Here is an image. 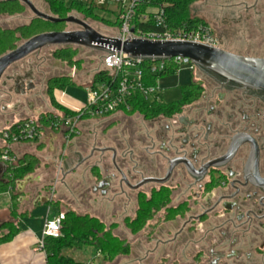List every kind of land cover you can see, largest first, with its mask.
<instances>
[{
    "label": "flooded vegetation",
    "instance_id": "obj_1",
    "mask_svg": "<svg viewBox=\"0 0 264 264\" xmlns=\"http://www.w3.org/2000/svg\"><path fill=\"white\" fill-rule=\"evenodd\" d=\"M219 9L239 53L221 49L264 60V0ZM22 60L0 78L1 123L23 118L54 78ZM197 72V97L158 114L115 113L100 131L106 139L79 160L92 172L80 198L97 200L95 218L122 242L126 253L114 259L124 264H264V90Z\"/></svg>",
    "mask_w": 264,
    "mask_h": 264
},
{
    "label": "built area",
    "instance_id": "obj_2",
    "mask_svg": "<svg viewBox=\"0 0 264 264\" xmlns=\"http://www.w3.org/2000/svg\"><path fill=\"white\" fill-rule=\"evenodd\" d=\"M88 8L112 11L119 24L117 33L112 36L121 41L142 39L150 41H187L220 48L219 39L203 21L192 26L169 28L166 24L164 9L167 3L162 0H75ZM112 7V9H110ZM135 22V23H134ZM136 24L150 26L144 30L134 28ZM99 68L93 77L105 73L106 77L93 83V77L86 91V101L79 108H64L69 113L54 109L43 114L29 115L15 120L0 130V163L5 167L14 166L18 158L12 152V145L24 142H38L46 129L64 133L63 150L80 135V124L84 120H100L115 113H127L131 110L130 101L135 97L146 103L161 104V89L158 86L160 76L169 71L178 72L181 67L197 73L193 63L185 57L175 56L168 59L148 60L132 58L121 51L114 55L103 52ZM93 84V86H91ZM51 188V194L54 192ZM63 214L51 220H45L42 226V238L38 249H43L45 238L57 239L61 232Z\"/></svg>",
    "mask_w": 264,
    "mask_h": 264
},
{
    "label": "trees",
    "instance_id": "obj_3",
    "mask_svg": "<svg viewBox=\"0 0 264 264\" xmlns=\"http://www.w3.org/2000/svg\"><path fill=\"white\" fill-rule=\"evenodd\" d=\"M199 0H162L167 3V7L164 9L166 24L169 28H177L183 26L197 25L203 23L202 20L192 17L190 15V5ZM51 13L57 19H65L70 16L72 11H76L81 14L84 19H89L98 23L106 24L117 28L119 25L117 21L113 23L108 22L105 19L100 18L95 10L88 8L83 4H80L73 0L69 7L64 6L63 3L58 0H45ZM22 9V5L18 2H6L0 6V13L14 14ZM135 23V22H134ZM65 23H50L41 19L31 20L27 25L16 29H0V57L4 54L14 50L16 48L12 36H19L24 40H28L36 35L49 32H62L64 30ZM134 28H141L144 30L150 29V26H141L136 24ZM61 62H67L72 64V57L74 56V50L71 48L58 50L55 53ZM76 63V62H75ZM174 71H169L160 76V78L173 75ZM106 77L105 73L99 72L93 77V83L103 80ZM72 85L68 77H54L47 83V96L49 98L50 105L53 109L61 110L65 114L69 112L59 105L54 97L53 92H62L65 88ZM93 86V84L91 85ZM199 88L194 85L185 86L181 90L180 101L166 105L165 103L154 104L146 103L142 98H133L129 105L131 110L126 114L132 113H153L158 114L167 110L173 109L177 104L184 103L190 98L198 96ZM38 164V159L33 155H25L14 166L6 167L3 175V180L0 181V194L9 193L12 209L16 206V197L11 192L15 182L21 181L25 176L31 174ZM3 229L8 230L6 236L1 235ZM13 233L11 224H5L0 227V243L8 241ZM93 248L98 252L103 260H109L114 258L118 254L126 253L122 242L114 238L109 229H106L103 223L97 218L91 217L87 214L79 215L73 211H66L63 214V220L61 222V232L57 239L45 238L43 241V251L46 255L47 264H86L84 262L76 261L70 256L63 254L66 250H81L83 248Z\"/></svg>",
    "mask_w": 264,
    "mask_h": 264
},
{
    "label": "crops",
    "instance_id": "obj_4",
    "mask_svg": "<svg viewBox=\"0 0 264 264\" xmlns=\"http://www.w3.org/2000/svg\"><path fill=\"white\" fill-rule=\"evenodd\" d=\"M29 22L25 24H28ZM56 63L58 65L62 64L59 63V61L55 62V64ZM98 68L94 71L92 70L90 77H88V81L83 83L84 85L80 86L74 83H72V85L79 86L87 91L88 85L92 80L93 73L97 71ZM76 75L77 71L73 70L71 77H75ZM56 77H62V75ZM67 88H65L62 92H53V97L59 105H62L65 108L73 109L79 108L85 103L81 104L69 98L66 95ZM45 105H48L50 108L48 110L45 109ZM52 110L54 109L51 107L49 98L46 95L40 102L32 104L28 108V111L23 113L21 117L23 115L43 114ZM113 115L104 118L103 122L105 121L106 123L111 120ZM15 120H18V118ZM93 121L94 120H84L81 122L80 131L82 134L84 132H90L91 128L94 127V122H100V120ZM11 122L12 121L0 122V130L4 126L9 125ZM98 123H96V127ZM74 142L75 141L73 140L71 145L63 150L64 133L62 131H52L50 129H46L43 132L42 138L38 142H24L12 145V152L18 160L25 155H33L38 159V164L31 174L25 176L21 181L15 182L11 191L16 197L15 208L12 209L11 207L9 193L0 194V196H5L7 198L4 202L5 204L0 206V227L5 224H11L13 229L11 238L8 241L0 243V264H47L46 255L43 249H38V243L41 241L42 234L41 237L37 236V232L32 225L33 223L31 224V219L33 213L42 208L45 212L43 218L39 219V221H41L42 229L45 220H51L59 214H64L67 211L62 207V202H64V200L55 198L58 192L56 190L57 183L60 181L62 185L61 190H64L66 186L65 184L68 183L69 178L75 173H78L80 170V172H82V176H80L79 179L80 181H84L86 179L88 180L92 176V172L89 173L88 168H85L83 164L80 165L79 163V160L84 156V154H86L84 147L82 149L81 146L78 145V151L74 152V148L72 147ZM1 166H3L4 169L1 171L0 181L4 179L3 175L6 170L4 164L0 163V167ZM66 168L67 170H65ZM53 186H55L54 192L51 194V188ZM90 199H92V197H90ZM84 206L87 209L89 208V211L92 212L91 214H87V212L84 214L98 218L94 209H92L94 208L93 205L88 202ZM7 234V229H3L1 231L2 236H6ZM85 249L87 252L84 254H91V257L84 263L92 264L96 258H102L101 255L93 248L86 247Z\"/></svg>",
    "mask_w": 264,
    "mask_h": 264
},
{
    "label": "rangeland",
    "instance_id": "obj_5",
    "mask_svg": "<svg viewBox=\"0 0 264 264\" xmlns=\"http://www.w3.org/2000/svg\"><path fill=\"white\" fill-rule=\"evenodd\" d=\"M58 1L63 3L64 6L66 7H69L73 2V0H58ZM33 2L39 11L43 12L47 10L46 5L44 4L43 0H33ZM222 2L223 0H199L197 2H194L190 5V8H189L190 15L192 17H195V18H198L204 21L205 23H207V25L212 30H214L213 33L219 39L220 48L229 50L234 53L236 52L239 53V51H237L238 50L237 47L234 46V41H235L234 32L229 33L228 30L227 32H224V30H222V28L219 27L220 26L219 17L221 15V10L219 9V6ZM98 9H104V8H98ZM98 9H95V13L100 18L105 19L110 23H113L115 21L114 14L112 13V11L110 10L101 11ZM110 9H112V7ZM70 15L75 16L76 18L80 20H83L90 27H92L94 30H96L97 32L101 34L112 36L117 33L116 28L110 26V24H108L109 26L107 27L106 24L98 23V22H95L89 19H84L83 16L77 13L76 11H72ZM34 19H37V18L28 10V8L22 7L20 11H17L16 13L11 14V17L1 16L0 17V27L5 28V30L7 29L12 30V29H16L15 27L17 25L25 24ZM215 22L217 23V25L214 24ZM64 27L67 31L80 30V28L74 24H65ZM12 37H14L15 39V41L13 42L16 47L26 41L17 35L12 36ZM69 48L74 50V56L72 57V64L70 65L67 62H61L57 57H55V54L52 52V49H53L52 47H44L42 48L41 51H38L36 53L33 52L21 62L23 63V61H26V59L28 58L33 59L32 60L33 63L35 64V61L39 62L40 66L44 69V71L46 70L45 68L49 70L47 77L52 76V75H54V77L60 76V75L65 76V77L67 76L69 78V81H71V83H74L80 86L84 85L83 83H86L88 81V77H90L92 70L94 71L95 69L99 67L103 52L98 51V50H90L86 48H81V47H74V46H71ZM63 49H67V48H63ZM57 61H59V63H62V64L60 65H58L57 63L55 64V62ZM73 70L77 71V75L75 77H71V73ZM201 76L202 74L200 72H197L195 74V78L201 77ZM195 80H194V71L189 70L187 67H181L178 70V72L174 73L173 75L166 76V77L159 79L158 86L161 89L160 96H161L162 102L168 105V104H172V103H176L180 101L181 96H182L181 94L182 88L185 86L191 85V83ZM66 95L69 98L81 104L86 101V90L79 86L70 85L66 89ZM49 108L50 107L48 105H45V109L48 110ZM132 114H135V113H132ZM23 118L25 117L23 116ZM23 118H20V119H23ZM113 119L111 118V120L109 121H112ZM109 121H107L106 123L105 121L104 122L101 121L99 123L94 122V125H93L94 127L91 128L90 132L89 131L88 133L84 132L83 134L82 132H80V135L73 139L75 141L72 145V147L74 148V152L78 151V145H80L82 149L84 147L85 153L88 154L93 143L97 139H100V138L106 139L109 132L108 131L103 132L102 133L103 136H102L100 134L101 133L100 131L104 130L108 126V123H110ZM96 123H98L97 127H96ZM106 142L107 141H104V143ZM70 145L71 143L67 146V148ZM65 170H67V168ZM80 171L78 173H75L69 178L68 183L65 184L66 186L64 190H61L62 188L61 182L59 181L57 183L56 190L58 192L55 198L64 200V202H62V207L64 210H67V211L74 210L73 212L79 215L84 214L85 212H87V214H91L92 212L89 211L90 209L89 208L87 209L84 205L87 204L88 202L91 205H93L95 201L97 200L92 198L90 199V201H84L80 198V194H81L80 192L82 191L78 185L80 181L79 180L80 176H82V172ZM6 199L7 198L5 196H0V206L5 204L4 202ZM44 214H45L44 210L40 208L33 213V216L31 219L32 220L31 224L33 223L32 225L34 226L37 232V236L39 237H41V230H42L41 221H39V219L43 218ZM83 249L84 250L81 249L79 251L66 250L63 252V254L65 256H70L76 261L87 262L90 259L91 254H88V255L84 254L87 252V250L85 248ZM92 264H124V261L115 260L114 258H110L109 260H103V258L99 257V258H96V260H94Z\"/></svg>",
    "mask_w": 264,
    "mask_h": 264
},
{
    "label": "water",
    "instance_id": "obj_6",
    "mask_svg": "<svg viewBox=\"0 0 264 264\" xmlns=\"http://www.w3.org/2000/svg\"><path fill=\"white\" fill-rule=\"evenodd\" d=\"M3 1H20L38 19L50 23L74 24L80 30L43 33L26 40L14 50L0 57V78L9 66L44 47L60 46L61 48H69L74 46L107 52L112 55L115 52L118 55V52L121 51L132 58L148 60L181 56L188 58L196 69L215 75L227 82L244 88L264 90V60L244 58L221 48L187 41H150L142 39L121 41L115 37L102 35L74 16L57 19L39 12L29 0ZM3 169L4 167L1 166L0 174Z\"/></svg>",
    "mask_w": 264,
    "mask_h": 264
}]
</instances>
